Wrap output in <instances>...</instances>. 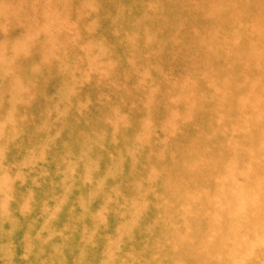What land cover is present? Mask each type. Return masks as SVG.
I'll return each instance as SVG.
<instances>
[{
	"label": "rangeland",
	"instance_id": "obj_1",
	"mask_svg": "<svg viewBox=\"0 0 264 264\" xmlns=\"http://www.w3.org/2000/svg\"><path fill=\"white\" fill-rule=\"evenodd\" d=\"M0 264H264V0H0Z\"/></svg>",
	"mask_w": 264,
	"mask_h": 264
}]
</instances>
